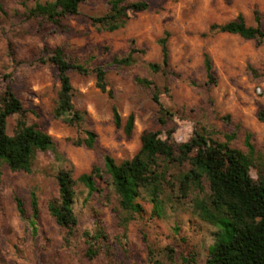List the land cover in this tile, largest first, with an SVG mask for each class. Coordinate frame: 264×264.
Here are the masks:
<instances>
[{
  "label": "rangeland",
  "instance_id": "rangeland-1",
  "mask_svg": "<svg viewBox=\"0 0 264 264\" xmlns=\"http://www.w3.org/2000/svg\"><path fill=\"white\" fill-rule=\"evenodd\" d=\"M46 1L52 0H0V97L9 84L22 104L21 118L53 141L50 150L34 154L29 172H11L0 164V264H183L191 256L194 264H206L211 247L226 241L231 227L203 220L201 204L223 218L221 211L213 209L205 178L198 184L189 182L183 194L180 179L190 166L179 160L178 146L198 133L246 154L249 137L255 164L250 176L253 181L260 174L264 177V122L257 119L258 111L264 109V42L210 30L211 25L227 23L239 14L247 25H254L256 11L264 30V0H144L149 9L129 13L126 25L113 32L91 21L108 11L110 0L87 2L78 15L58 25L27 16L35 3ZM164 33H168L169 67L153 74L148 64L160 63L158 39ZM131 45L143 51L134 55V64L113 66L112 61L124 57ZM56 48L90 71L69 73L72 103L81 117L73 124L68 123L70 116H54L57 71L50 63L38 61ZM204 54L212 61L215 85L207 84ZM97 66L106 71L104 92L91 73ZM137 78L157 86L159 102L171 115L165 124L159 122L153 90L136 83ZM113 107L121 118L120 129L113 123ZM130 114L134 124L127 136L123 129ZM19 118L8 119V135ZM86 131L97 135L93 149L78 145ZM146 131L160 132L162 140L171 132L174 161L158 158L157 170L163 176L157 203L141 191L138 202L144 214L123 227L108 177L102 174L96 180L100 192L93 194H88L78 177L93 168L103 173L105 154L116 162L132 159ZM59 170L68 171L75 182L77 225L71 234L55 224L47 209L57 198ZM33 196L39 211L36 220L30 207ZM15 197L22 201L24 217L16 210ZM99 232L106 239L96 242L98 254L88 259L86 235Z\"/></svg>",
  "mask_w": 264,
  "mask_h": 264
},
{
  "label": "trees",
  "instance_id": "trees-1",
  "mask_svg": "<svg viewBox=\"0 0 264 264\" xmlns=\"http://www.w3.org/2000/svg\"><path fill=\"white\" fill-rule=\"evenodd\" d=\"M94 0H52L44 3H35L27 11V16L32 19H42L48 23L58 25L62 19L76 16L81 5ZM149 3L141 0L129 2L128 0H110L108 11L98 17H92L91 21L98 28L113 32L124 27L129 19V13L144 12L149 9ZM0 12H3L0 3ZM254 25H247L243 15L239 14L234 20L227 23L210 26V30L223 34L237 35L245 40L264 42V30L261 18L256 11L253 16ZM168 33L158 39L160 46V63H149L151 73L156 74L169 67V50L167 46ZM130 46L128 53L122 58L112 61L113 66L130 67L135 62V54L142 53ZM41 63H50L56 68L59 81V92L54 109L56 118L70 116L68 123L79 122L81 117L74 109L72 103V86L69 73L87 75L90 73L82 64L70 61L63 52L56 48L45 59L39 57ZM203 67L206 81L209 85L216 84L213 73V65L209 55L203 56ZM95 75L96 86L104 92L106 89V71L103 66H97L91 70ZM264 75V71H263ZM1 76V75H0ZM7 80L8 75L2 77ZM136 83L153 90V102L158 106L160 124H165L170 113L159 102V90L149 79L137 78ZM23 107L15 96L9 84L0 97V164H4L11 172H29L31 160L36 152H45L53 147V141L49 135L33 125H29L21 118ZM114 126L120 129L121 118L115 107L112 108ZM20 117L12 135L7 133V121L10 117ZM257 119L264 122V109L257 113ZM134 118L129 115L124 126V133L129 136L133 130ZM171 132L162 140L158 131H146L141 136V145L138 152L130 160L116 162L108 154L103 156V173L98 168H93L90 173H84L78 177L88 194L100 192L96 180L102 179V174L108 177L109 184L117 197L118 208L121 212L120 223L123 227L133 221L134 218L143 216V208L138 202L140 192L146 191L152 203H157L156 194L159 190V182L162 172H158V158L172 162L174 151L169 143ZM97 135L92 131L85 132V139L79 142L88 149L95 148ZM247 153L232 149L227 144H220L208 140L196 133L188 142L178 146L180 161L189 164L190 169L180 179V188L183 194L187 192L189 182L198 184L202 178L208 183L211 193L213 209L223 213V218L217 217L205 205H200L201 216L206 222L217 226L219 223L231 227L227 231L228 238L223 242H215L209 251L206 264H264V177L259 176L258 181H253L250 176L251 169L255 168L254 151L246 140ZM1 182V172H0ZM57 198L48 203L49 215L55 224L71 234L77 225L73 204L75 182L68 171L59 170L55 176ZM14 203L17 212L24 217L25 211L22 201L15 197ZM32 219L38 218V206L33 196L30 201ZM156 211V208H155ZM226 219V222H223ZM88 238V247L85 256L94 258L99 251L96 242L105 241L102 232ZM149 255L153 250L148 245ZM154 264H159L154 261ZM183 264H194V257L183 260Z\"/></svg>",
  "mask_w": 264,
  "mask_h": 264
}]
</instances>
